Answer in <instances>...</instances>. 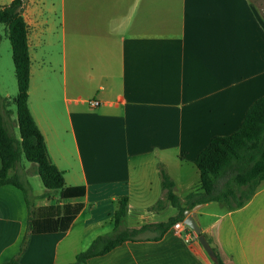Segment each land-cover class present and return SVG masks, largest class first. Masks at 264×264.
<instances>
[{
	"label": "crops",
	"instance_id": "0c3cea01",
	"mask_svg": "<svg viewBox=\"0 0 264 264\" xmlns=\"http://www.w3.org/2000/svg\"><path fill=\"white\" fill-rule=\"evenodd\" d=\"M42 1L23 7L28 105L66 187L85 189L64 203L83 206L66 231L30 233V217L57 204L44 197L48 190L32 205L20 187L0 185V264L75 262L114 232L122 198L125 228L178 216L165 199L161 167L184 204L200 186L198 155L213 137L237 131L264 96V16L253 0H59L64 114L56 121L32 101L31 49L49 42L53 29L36 7ZM190 212L225 264H264V179L240 208L212 201ZM134 219L140 222L125 225ZM146 232L87 264H215L187 225Z\"/></svg>",
	"mask_w": 264,
	"mask_h": 264
},
{
	"label": "trees",
	"instance_id": "16d2710c",
	"mask_svg": "<svg viewBox=\"0 0 264 264\" xmlns=\"http://www.w3.org/2000/svg\"><path fill=\"white\" fill-rule=\"evenodd\" d=\"M26 0H13L0 6V24L7 26L12 47V57L18 83V94L13 99L17 108V125L20 136L12 133L4 120L0 102V185L14 184L26 193L18 175L9 176L22 159L36 165L48 190L59 191L61 199L82 197L84 187H66L64 171L52 161L45 139L39 130L28 105L31 58L28 44V25L23 16ZM200 173L198 190L185 197L184 204L175 193V183L161 167L160 176L165 190V199L179 209V215L158 224H146L140 228H125L123 221L127 212V198H122L115 213V229L111 234L98 236L91 246L78 254L76 261L69 264H87L92 257L102 256L128 240H137L141 234L155 229L162 236L178 221H183L185 211L208 202H219L230 209L242 207L254 194L264 179V96L257 99L247 110L240 128L227 136H215L196 159ZM27 194V193H26ZM163 200L152 209L161 207ZM82 203H64L40 208L38 217H30L29 232L66 231L79 211ZM27 243L25 237L22 249ZM215 264H225L219 253ZM2 264H21L12 259Z\"/></svg>",
	"mask_w": 264,
	"mask_h": 264
},
{
	"label": "rangeland",
	"instance_id": "374dc122",
	"mask_svg": "<svg viewBox=\"0 0 264 264\" xmlns=\"http://www.w3.org/2000/svg\"><path fill=\"white\" fill-rule=\"evenodd\" d=\"M46 0L37 3L38 12L43 19L49 20L52 25V33L49 42H42L36 49H31L33 63L32 94L34 108L42 109L44 106L53 111L56 121L64 114L63 104V81H62V60L60 41V10L59 0ZM264 16V0H253ZM11 0H0V4H9ZM55 3V4H52ZM18 94V83L12 57V47L8 37L7 26L0 24V102L1 110L10 131L17 137L20 136L17 123V108L13 99ZM36 165L22 159L21 164L14 170L19 177L31 204L35 205L41 198V192L48 190L40 176L36 173ZM46 198L54 200L56 204L64 199L59 196V191L48 190ZM137 219L126 221L125 225H137ZM113 233V232H112ZM111 234V233H109ZM151 234L150 232L143 233Z\"/></svg>",
	"mask_w": 264,
	"mask_h": 264
},
{
	"label": "water",
	"instance_id": "95a60500",
	"mask_svg": "<svg viewBox=\"0 0 264 264\" xmlns=\"http://www.w3.org/2000/svg\"><path fill=\"white\" fill-rule=\"evenodd\" d=\"M198 207H199V205L195 206L194 211H196L198 209ZM185 216L186 217L184 219V224L187 225L188 227H190L191 229H193L195 231V233L198 234V238H199L201 244L203 245V247L205 248L207 253L210 255V257L214 261H216L217 260L216 252L214 251L213 247L209 243L207 237L201 233L200 226L198 225L196 218H195V213L190 212V210L188 209L185 211Z\"/></svg>",
	"mask_w": 264,
	"mask_h": 264
},
{
	"label": "built area",
	"instance_id": "2783aa9c",
	"mask_svg": "<svg viewBox=\"0 0 264 264\" xmlns=\"http://www.w3.org/2000/svg\"><path fill=\"white\" fill-rule=\"evenodd\" d=\"M99 105V102L96 101V100H92L90 101V106L91 107H97ZM185 226L184 222H177L175 225H174V229L176 232H181L183 230V227Z\"/></svg>",
	"mask_w": 264,
	"mask_h": 264
}]
</instances>
